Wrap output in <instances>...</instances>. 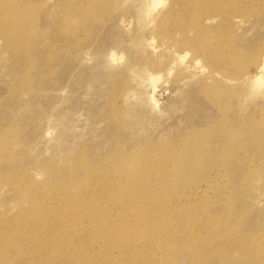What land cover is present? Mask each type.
<instances>
[{
    "label": "rangeland",
    "instance_id": "rangeland-1",
    "mask_svg": "<svg viewBox=\"0 0 264 264\" xmlns=\"http://www.w3.org/2000/svg\"><path fill=\"white\" fill-rule=\"evenodd\" d=\"M152 7L0 0L2 264H264V0Z\"/></svg>",
    "mask_w": 264,
    "mask_h": 264
},
{
    "label": "bare ground",
    "instance_id": "bare-ground-1",
    "mask_svg": "<svg viewBox=\"0 0 264 264\" xmlns=\"http://www.w3.org/2000/svg\"><path fill=\"white\" fill-rule=\"evenodd\" d=\"M151 2H153V7L152 8H155L159 3L160 4H163V0H151ZM111 55V53L109 54V56ZM112 56V55H111ZM262 56V62H261V64L258 66V68L256 69V72L251 76V80H252V84L254 85V86H260V85H264V52H262V54L260 55V57ZM113 57V56H112ZM105 59V58H104ZM110 59V58H109ZM112 59H110V63L113 61H111ZM105 61H108L109 62V60L107 59V60H105ZM134 67V66H133ZM132 67V68H133ZM141 69V68H140ZM185 70V69H184ZM187 70H189V68H188V66H187V69H186V71ZM132 73V72H131ZM132 75V74H131ZM133 75H135V78H134V76H133V78L132 79H138V81H136L137 83L139 82V85H140V87L141 88H144L143 89V92L142 91H140V92H142V94H144V93H147V92H144V90L146 89V90H148L150 87H152V89L154 90V77H153V75H150V74H148V72L147 71H144V70H137V69H135L134 71H133ZM136 79V80H137ZM133 81V80H132ZM135 81V80H134ZM136 86H137V84H136ZM135 86V87H136ZM139 87V86H138ZM148 88V89H147ZM139 89V88H138ZM151 89V88H150ZM145 90V91H146ZM131 93H134L135 92V90L132 92V91H130ZM138 92V91H137ZM136 92V93H137ZM140 92L139 93H137L136 95H135V97L136 98H138V101H137V99L135 100L134 99V97H133V95L132 96H130V98L132 97V99H134L139 105H144V104H147L146 106H149L151 109H155V107H156V103L154 102V100L150 97V96H142V94H140ZM130 93L128 92L127 93V96H126V94L124 95V96H126V97H128V95H129ZM145 95V94H144ZM138 96V97H137ZM125 99V98H124ZM133 100V101H134ZM126 101V100H125ZM128 101V100H127ZM135 102V103H136ZM22 187V186H21ZM37 219V218H36ZM38 220V219H37ZM1 222H2V220H1ZM36 222H38V221H36ZM63 223H65V222H63ZM45 224H47V223H45ZM48 225V224H47ZM28 226V225H27ZM31 226H33V224L31 225L30 224V227ZM62 227H64V225H62ZM4 228V224H3V222L0 224V232L2 231V229ZM32 228V227H31ZM46 230H48L47 228H46ZM49 231V230H48ZM17 232V231H16ZM24 232V231H23ZM49 232H51V231H49ZM73 232V231H72ZM78 232H81V231H78ZM6 233V232H5ZM4 233V234H5ZM13 233V232H12ZM22 233V232H21ZM20 233V234H21ZM48 233V232H47ZM47 233H46V235H45V237H46V241H47V236H49V235H47ZM49 234V233H48ZM74 234H76V232L75 233H72L71 235H74ZM3 235V234H2ZM27 235H28V232H27ZM51 235V234H50ZM21 236H23V238H24V236L25 235H21ZM99 236V235H98ZM51 237H52V235H51ZM79 238H81V237H83V235H79L78 236ZM92 237V236H91ZM93 237H95V235H93ZM8 238H9V236H8ZM11 238V237H10ZM9 238V239H10ZM29 238V237H28ZM27 237H26V239H28ZM102 238V237H101ZM21 239V238H20ZM19 239V240H20ZM26 239H25V241H26ZM43 239V238H42ZM5 240H6V238H5ZM30 240V239H29ZM7 241V240H6ZM9 241V240H8ZM45 241V242H46ZM79 241H81V240H79ZM27 242H28V240H27ZM26 242V243H27ZM42 242V241H41ZM82 242V241H81ZM24 243V242H23ZM30 243V242H29ZM7 244V243H6ZM5 244V245H6ZM78 244V243H77ZM23 246L25 245V244H22ZM83 245H85V243L83 244ZM82 245V246H83ZM26 246H28V243H27V245ZM25 246V247H26ZM57 246V245H56ZM59 246V245H58ZM57 246V247H58ZM77 246H79V244L77 245ZM81 246V245H80ZM1 247V246H0ZM5 247V246H4ZM30 247V246H29ZM33 247V250H34V246H32ZM60 247V246H59ZM58 247V248H59ZM76 248V245H75V243H71V244H69L68 246H67V249L68 250H72V251H74V253L75 252H77V251H75V250H78V249H75ZM23 249V248H22ZM21 249V250H22ZM26 249V248H25ZM29 249V248H28ZM47 249V248H46ZM81 249V248H80ZM3 250V248L1 247L0 248V264H2V262H3V260L5 259V255H4V252L2 251ZM25 251V250H24ZM35 251V250H34ZM15 252H17V251H14V252H12V253H14V255H15ZM28 252V251H27ZM27 252H24V254L25 255H27ZM70 252V251H69ZM11 253V252H10ZM9 253V254H10ZM20 253H22V252H20ZM31 253V252H30ZM32 253H33V251H32ZM71 253V252H70ZM57 254V253H56ZM55 254V255H56ZM77 254V253H76ZM22 255H23V253H22ZM30 255V254H29ZM28 255V256H29ZM32 255V254H31ZM34 255V254H33ZM59 255V254H58ZM11 255H9V257H10ZM66 256V255H65ZM64 256V257H65ZM68 256V255H67ZM66 256V257H67ZM7 257V256H6ZM8 257V258H9ZM17 257V256H16ZM20 257H22L21 256V254H20ZM34 257V256H33ZM35 257H36V255H35ZM68 257H70L71 258V256L69 255ZM73 257H74V255H73ZM31 258V257H30ZM55 258H58V257H55ZM79 258V257H78ZM24 259V258H23ZM26 259H27V257H26ZM29 259V258H28ZM34 258H32V260H33ZM36 259V258H35ZM73 259V258H72ZM16 260H17V258H16ZM75 260V259H74ZM7 261V260H6ZM6 261H5V264H6ZM14 261V260H13ZM12 261V262H13ZM23 261H25V260H23ZM28 261V260H27ZM34 261H36V260H33V263H34ZM55 261V260H54ZM59 261V260H58ZM61 261H63V260H61ZM30 262V261H29ZM73 262V261H72ZM19 263L20 264H22V262L21 261H19ZM19 263H17V264H19ZM26 263V262H25ZM33 263H30V264H33ZM56 262H54L53 264H55ZM58 263V262H57ZM70 263V262H69ZM4 264V263H3ZM11 264V263H10ZM14 264V263H13ZM16 264V263H15Z\"/></svg>",
    "mask_w": 264,
    "mask_h": 264
}]
</instances>
